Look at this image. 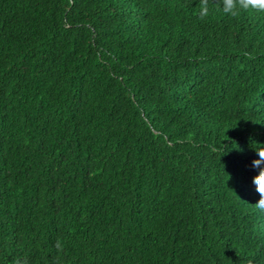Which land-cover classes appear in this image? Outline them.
I'll use <instances>...</instances> for the list:
<instances>
[{"label":"trees","instance_id":"1","mask_svg":"<svg viewBox=\"0 0 264 264\" xmlns=\"http://www.w3.org/2000/svg\"><path fill=\"white\" fill-rule=\"evenodd\" d=\"M237 12L0 0V264H264V9Z\"/></svg>","mask_w":264,"mask_h":264},{"label":"clouds","instance_id":"2","mask_svg":"<svg viewBox=\"0 0 264 264\" xmlns=\"http://www.w3.org/2000/svg\"><path fill=\"white\" fill-rule=\"evenodd\" d=\"M238 8L264 9V0H239L238 4H234L233 0H224V11L236 15ZM200 11L201 14H205L207 9L202 7ZM255 151L257 156L251 161V166L258 167L259 171L252 177V183L259 193V199L254 204L261 212H264V148H258Z\"/></svg>","mask_w":264,"mask_h":264}]
</instances>
